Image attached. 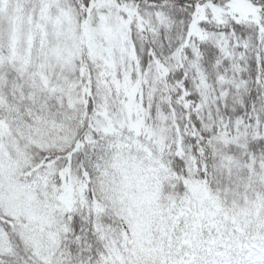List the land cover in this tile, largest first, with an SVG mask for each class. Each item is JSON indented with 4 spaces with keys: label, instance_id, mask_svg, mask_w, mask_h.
Returning a JSON list of instances; mask_svg holds the SVG:
<instances>
[{
    "label": "snow or ice",
    "instance_id": "1",
    "mask_svg": "<svg viewBox=\"0 0 264 264\" xmlns=\"http://www.w3.org/2000/svg\"><path fill=\"white\" fill-rule=\"evenodd\" d=\"M0 264H264V0H0Z\"/></svg>",
    "mask_w": 264,
    "mask_h": 264
}]
</instances>
